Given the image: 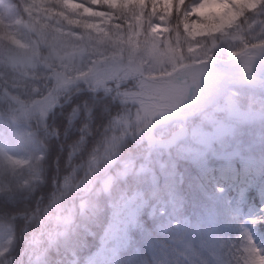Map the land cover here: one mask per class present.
I'll use <instances>...</instances> for the list:
<instances>
[{
  "label": "rangeland",
  "instance_id": "rangeland-1",
  "mask_svg": "<svg viewBox=\"0 0 264 264\" xmlns=\"http://www.w3.org/2000/svg\"><path fill=\"white\" fill-rule=\"evenodd\" d=\"M6 2L18 10L0 7L1 193L33 190L41 180L37 132L49 119L46 130L58 135L52 107L68 98H56L61 80L100 89L123 107L89 154L87 175L96 174L97 183L80 180L74 189L81 192L56 213L60 264H262L250 222L258 204L244 202L242 193L256 186L264 195L256 185L257 174L264 183V0H197L202 14L176 23L165 16L171 0ZM140 4L147 5V19L133 10ZM213 58L239 65L231 62L234 68L213 77L216 66L202 64ZM141 77L167 87L174 81L182 90L172 86L169 98L151 99L137 85ZM228 99L244 115L228 114ZM77 111L76 104L67 111V124ZM213 126L224 134L191 138ZM131 133L141 146L136 153L119 149ZM221 165L232 174L239 167L241 179L218 184L213 172ZM185 173L207 204L187 202ZM98 200L106 218L95 247L78 261L74 244L90 232L85 209ZM229 209L242 218L224 250L218 237L227 229L218 227ZM11 233V223L0 220V251Z\"/></svg>",
  "mask_w": 264,
  "mask_h": 264
},
{
  "label": "trees",
  "instance_id": "trees-1",
  "mask_svg": "<svg viewBox=\"0 0 264 264\" xmlns=\"http://www.w3.org/2000/svg\"><path fill=\"white\" fill-rule=\"evenodd\" d=\"M197 0H171V6L167 13V22L176 23L178 19L201 15V4ZM12 6L6 0H0V7L3 12L11 13L12 7L17 8L14 2ZM145 4L133 6L134 11L142 12L144 19L151 15L146 12ZM133 12V11H132ZM134 13V12H133ZM235 53V52H233ZM232 54L226 53L225 55ZM248 75L253 78H261L255 73ZM136 76L137 75H133ZM142 78V77H141ZM142 82L137 85L146 92V97L151 99L163 100L168 97L167 92L177 87L175 83L150 81L142 78ZM61 87L55 94L58 101L66 96L67 101L52 107L55 113V136L51 131L46 130L51 120L45 121L37 135L42 143L41 158V180L33 190H16L13 193L0 192V220L10 222L12 227L11 241L9 246L0 251V264H60L58 255V240L55 238L56 231L61 227L60 218L56 213H62L65 206L74 201L81 189H74L75 184L86 178L85 185L97 183L96 174H88L89 154L100 140L113 120V115L123 109L121 103L111 95L97 89L92 91L80 86L72 85L61 80ZM97 93V94H96ZM78 110L73 114L71 123L67 124V111L75 107ZM75 115V116H74ZM50 117V115L48 114ZM72 116V115H71ZM79 121L75 123L74 121ZM139 140L134 134L127 135L119 149L128 152H137ZM141 147V146H140ZM142 149V148H141ZM59 151L58 155L56 154ZM55 155L57 157L55 158ZM213 172L218 176V184L222 185L225 181L236 184L241 179L240 168L237 167L232 172L229 166L221 165ZM264 175V167L262 170ZM91 180V182H88ZM257 186L264 188L261 175L257 174ZM190 204H207L205 192L193 180L190 173H185L180 182ZM225 185V184H224ZM212 188V187H210ZM244 202L258 204V209L251 219L252 225L257 234L262 255L261 260L264 264V195L258 192L256 186H248L242 193ZM97 203H90L86 207V225L90 232L83 230V244H74L78 252V261L88 254L96 244V236L102 228L106 218V206ZM219 230L222 233L218 238L221 247L225 250L228 247L230 233H234L237 221L241 219V212L238 210H227L220 215ZM229 233V234H228ZM70 236V235H69ZM55 241V242H54ZM167 242L166 240H164ZM176 251V248L169 244ZM227 252V250H226ZM32 255H36L32 258Z\"/></svg>",
  "mask_w": 264,
  "mask_h": 264
},
{
  "label": "snow or ice",
  "instance_id": "snow-or-ice-1",
  "mask_svg": "<svg viewBox=\"0 0 264 264\" xmlns=\"http://www.w3.org/2000/svg\"><path fill=\"white\" fill-rule=\"evenodd\" d=\"M224 133L221 132V130L215 126L211 127L210 129L208 130H205V129H201L200 130V133H199V136L197 135H193L191 136V138L194 140V141H199V139L201 137H207V138H210V139H215V138H218L220 137L221 135H223ZM166 165L164 164H161V167H165ZM217 191L219 192H223L224 189L222 187H219L217 188ZM163 199V198H162ZM163 213V210H161V214Z\"/></svg>",
  "mask_w": 264,
  "mask_h": 264
},
{
  "label": "water",
  "instance_id": "water-1",
  "mask_svg": "<svg viewBox=\"0 0 264 264\" xmlns=\"http://www.w3.org/2000/svg\"><path fill=\"white\" fill-rule=\"evenodd\" d=\"M96 89V88H93ZM226 110L228 112V114L232 115V116H242L244 115V110L232 99H228L226 101ZM180 134H184L185 131L183 129H181L179 131Z\"/></svg>",
  "mask_w": 264,
  "mask_h": 264
},
{
  "label": "bare ground",
  "instance_id": "bare-ground-1",
  "mask_svg": "<svg viewBox=\"0 0 264 264\" xmlns=\"http://www.w3.org/2000/svg\"><path fill=\"white\" fill-rule=\"evenodd\" d=\"M230 62H235L236 59L235 58H232L229 60ZM90 90H93V91H96V89H90ZM250 222H251V219H250ZM234 234H236V231H234Z\"/></svg>",
  "mask_w": 264,
  "mask_h": 264
}]
</instances>
